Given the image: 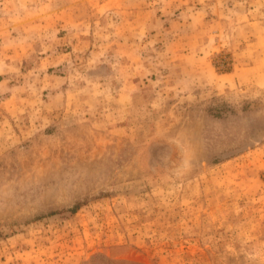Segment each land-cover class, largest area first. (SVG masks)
<instances>
[{
  "label": "rangeland",
  "instance_id": "1",
  "mask_svg": "<svg viewBox=\"0 0 264 264\" xmlns=\"http://www.w3.org/2000/svg\"><path fill=\"white\" fill-rule=\"evenodd\" d=\"M0 264H264V0H0Z\"/></svg>",
  "mask_w": 264,
  "mask_h": 264
}]
</instances>
